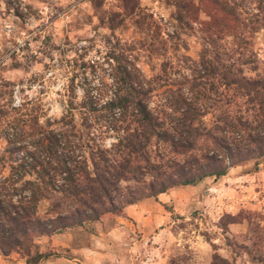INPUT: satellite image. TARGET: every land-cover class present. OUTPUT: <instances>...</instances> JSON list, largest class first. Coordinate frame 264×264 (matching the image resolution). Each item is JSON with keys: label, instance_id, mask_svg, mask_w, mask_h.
I'll return each instance as SVG.
<instances>
[{"label": "trees", "instance_id": "1", "mask_svg": "<svg viewBox=\"0 0 264 264\" xmlns=\"http://www.w3.org/2000/svg\"><path fill=\"white\" fill-rule=\"evenodd\" d=\"M139 1L119 0L121 10L111 13L110 26L140 13ZM244 1L168 0L176 29L167 34L178 36L170 47L151 14L137 17L139 27L153 28L145 49L150 58L161 59L160 70L146 78L128 54H106L117 84L106 101L104 132L115 139L110 146L89 139L82 144L81 134L75 141L72 102L58 120L44 125L36 116L24 119L37 136L35 149L10 163L12 153H0V165L9 166L0 181L2 255L20 253L25 264H37L49 253L36 249L35 236L87 227L141 199L264 157V68L251 38L256 27H264V0L252 14L243 9ZM194 24L203 35L198 59L182 55L175 70L166 52L175 51L179 33ZM87 98L77 109L85 118L96 106L93 96ZM43 199L50 201L45 211L39 207Z\"/></svg>", "mask_w": 264, "mask_h": 264}, {"label": "rangeland", "instance_id": "2", "mask_svg": "<svg viewBox=\"0 0 264 264\" xmlns=\"http://www.w3.org/2000/svg\"><path fill=\"white\" fill-rule=\"evenodd\" d=\"M257 1L245 0L243 9L257 12ZM139 2L140 13L111 27L109 17L121 10L119 0H0V153H12L8 163L36 147L27 116L44 125L58 120L71 102L80 109L88 95L96 106L86 118L76 109L75 141L80 134L82 144L89 139L108 147L115 140L104 132L106 101L117 85L106 54L123 51L142 75L153 78L161 62L145 49L153 28L139 27L137 17L151 14L169 47L178 37L170 39L176 29L170 15L174 5ZM202 36L196 24L179 33L176 50L165 55L176 63L173 69L182 55L198 59ZM251 38L264 68V27H256ZM7 162L0 165V181L9 173ZM49 204L43 199L40 210ZM132 205L135 209L128 205L120 215L105 214L84 228L35 236L36 249L49 253L37 264H264V157ZM0 264H25V258L0 253Z\"/></svg>", "mask_w": 264, "mask_h": 264}, {"label": "crops", "instance_id": "3", "mask_svg": "<svg viewBox=\"0 0 264 264\" xmlns=\"http://www.w3.org/2000/svg\"><path fill=\"white\" fill-rule=\"evenodd\" d=\"M134 206L136 207V205H132V204H131V205L128 206V209H129V210L135 209Z\"/></svg>", "mask_w": 264, "mask_h": 264}, {"label": "built area", "instance_id": "4", "mask_svg": "<svg viewBox=\"0 0 264 264\" xmlns=\"http://www.w3.org/2000/svg\"><path fill=\"white\" fill-rule=\"evenodd\" d=\"M15 104H18L19 103V99L16 97L15 98V102H14Z\"/></svg>", "mask_w": 264, "mask_h": 264}]
</instances>
